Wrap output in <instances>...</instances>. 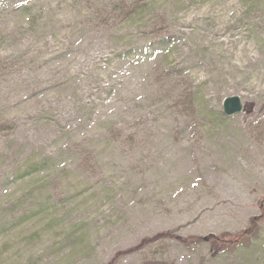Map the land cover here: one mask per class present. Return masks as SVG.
Segmentation results:
<instances>
[{
	"label": "rangeland",
	"instance_id": "rangeland-1",
	"mask_svg": "<svg viewBox=\"0 0 264 264\" xmlns=\"http://www.w3.org/2000/svg\"><path fill=\"white\" fill-rule=\"evenodd\" d=\"M0 264H264V0H0Z\"/></svg>",
	"mask_w": 264,
	"mask_h": 264
},
{
	"label": "water",
	"instance_id": "water-1",
	"mask_svg": "<svg viewBox=\"0 0 264 264\" xmlns=\"http://www.w3.org/2000/svg\"><path fill=\"white\" fill-rule=\"evenodd\" d=\"M222 112L229 117L235 114L246 112L245 104L238 95L228 96L223 100Z\"/></svg>",
	"mask_w": 264,
	"mask_h": 264
},
{
	"label": "trees",
	"instance_id": "trees-1",
	"mask_svg": "<svg viewBox=\"0 0 264 264\" xmlns=\"http://www.w3.org/2000/svg\"><path fill=\"white\" fill-rule=\"evenodd\" d=\"M138 6L139 9L143 8V6L139 5L138 3L136 4ZM256 220V219H255ZM254 221V220H253ZM249 232V230H246L240 234H238L237 236V239L239 238H242L245 234H247ZM173 235H169L168 233H160V234H157L155 235L154 237L152 238H149V239H146L145 241H142L141 244H139L136 248L140 249L142 248L146 243H152V242H156L158 241L159 239H161L162 237L163 238H168V237H172ZM224 237V236H223ZM209 239H212V244L216 247V248H219L218 245L221 244V243H225L228 239L227 238H218V237H214V236H208L207 240L206 239H202V240H205V241H208ZM189 240H192V238H189ZM196 241L195 239L192 240L191 242H194ZM231 242L233 243L234 241L231 240Z\"/></svg>",
	"mask_w": 264,
	"mask_h": 264
},
{
	"label": "flooded vegetation",
	"instance_id": "flooded-vegetation-1",
	"mask_svg": "<svg viewBox=\"0 0 264 264\" xmlns=\"http://www.w3.org/2000/svg\"><path fill=\"white\" fill-rule=\"evenodd\" d=\"M250 109V105H247V110H249Z\"/></svg>",
	"mask_w": 264,
	"mask_h": 264
}]
</instances>
